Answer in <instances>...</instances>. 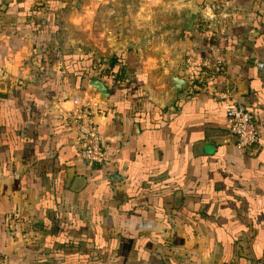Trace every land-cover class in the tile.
I'll return each instance as SVG.
<instances>
[{
	"label": "crops",
	"instance_id": "obj_1",
	"mask_svg": "<svg viewBox=\"0 0 264 264\" xmlns=\"http://www.w3.org/2000/svg\"><path fill=\"white\" fill-rule=\"evenodd\" d=\"M194 1L189 26L188 0H0V264H264V149L226 118L245 105L264 143V0Z\"/></svg>",
	"mask_w": 264,
	"mask_h": 264
},
{
	"label": "built area",
	"instance_id": "obj_2",
	"mask_svg": "<svg viewBox=\"0 0 264 264\" xmlns=\"http://www.w3.org/2000/svg\"><path fill=\"white\" fill-rule=\"evenodd\" d=\"M222 67H217L221 71ZM63 104H69L66 115L67 125L76 135V147L84 164L90 168L107 167L110 164L104 145L95 121L97 104L91 100L78 97L70 98ZM229 123V132L238 148L244 151L264 149L257 124L244 105L236 104L226 110Z\"/></svg>",
	"mask_w": 264,
	"mask_h": 264
},
{
	"label": "water",
	"instance_id": "obj_3",
	"mask_svg": "<svg viewBox=\"0 0 264 264\" xmlns=\"http://www.w3.org/2000/svg\"><path fill=\"white\" fill-rule=\"evenodd\" d=\"M189 11L186 18L188 19L189 26H192L196 21L200 11L194 0H188ZM177 90H181L182 86L187 87V83L180 79H174ZM89 87L101 95L103 99L107 97L108 90L101 81L93 80L89 82Z\"/></svg>",
	"mask_w": 264,
	"mask_h": 264
},
{
	"label": "trees",
	"instance_id": "obj_4",
	"mask_svg": "<svg viewBox=\"0 0 264 264\" xmlns=\"http://www.w3.org/2000/svg\"><path fill=\"white\" fill-rule=\"evenodd\" d=\"M121 59L120 58H112L111 60H110V65H111V67L113 68V67H119L120 69H121V61H120ZM244 107L246 108V110H247V107L244 105ZM248 111V110H247ZM258 126V125H257ZM260 134V133H259Z\"/></svg>",
	"mask_w": 264,
	"mask_h": 264
}]
</instances>
